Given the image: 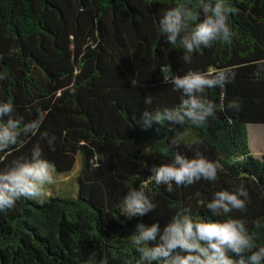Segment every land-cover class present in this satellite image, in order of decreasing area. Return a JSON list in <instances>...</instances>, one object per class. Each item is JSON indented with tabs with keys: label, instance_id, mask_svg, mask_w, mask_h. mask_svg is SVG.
<instances>
[{
	"label": "trees",
	"instance_id": "16d2710c",
	"mask_svg": "<svg viewBox=\"0 0 264 264\" xmlns=\"http://www.w3.org/2000/svg\"><path fill=\"white\" fill-rule=\"evenodd\" d=\"M178 3L0 0V74H7L0 80V101L14 103V115L25 122L37 118V109L47 112L36 136H22L0 153V169L29 156L36 144L56 174L79 166L74 195L48 194L43 204L22 198L0 211V264H83L93 250L108 264H123L124 253L135 264L128 237L137 223L158 221L163 228L186 205L195 216L209 217L213 194L241 181L251 202L246 212L229 215L247 219L250 229L252 220H264V153L253 154L247 131L249 123H264V71L258 68L264 63V0H231L237 10L229 15L232 43L197 50L191 64L183 62L179 43H165L159 28L163 11ZM163 65L180 75L227 68L235 80L208 91L217 111L203 125L162 121L143 129L145 109L180 103L181 94L164 82ZM149 94L153 103L146 105ZM234 100L238 110L227 107ZM45 132L55 137L52 146L42 138ZM173 136L178 145L170 144ZM196 151L224 166L215 181L173 183L172 191L154 182L152 165L171 163L176 152L191 158ZM129 188L146 190L156 210L127 219L120 202ZM252 230L264 245V229Z\"/></svg>",
	"mask_w": 264,
	"mask_h": 264
},
{
	"label": "clouds",
	"instance_id": "9594fccd",
	"mask_svg": "<svg viewBox=\"0 0 264 264\" xmlns=\"http://www.w3.org/2000/svg\"><path fill=\"white\" fill-rule=\"evenodd\" d=\"M236 11L231 0H180V3L163 11L158 23L165 43H179L184 51L183 62L191 64L192 54L197 50L211 48L216 42L232 43L234 32L229 15H234ZM258 68L264 71V63ZM161 72L164 82L181 94L180 103L151 111L145 109L141 113L143 129L162 121L172 125H183L185 121L196 126L203 125L217 111L216 103L208 98V91L224 89L235 80V72L227 68L215 72L190 69L180 75L174 74L170 65H163ZM6 75L0 74V80L6 79ZM144 103H153L151 94L144 98ZM227 107L238 110L240 104L234 100ZM14 112V103L0 101V153L18 145L22 136H36L47 116L45 110L37 109V118L25 122ZM187 134L185 130L183 135ZM41 135L47 138L49 146L54 144V136L49 138L46 132ZM199 143L202 141H193V144ZM170 144H179L176 136L171 138ZM94 166L100 165L96 163ZM223 170L219 160H210L199 151L191 158L176 152L171 163L154 164L150 168L154 182L169 185L168 191H172L173 183L180 187L200 180L215 181ZM251 179L255 180V177ZM55 183V165L44 157L40 145L36 144L29 156L16 158L0 169V211L13 209L22 198L43 204L49 187ZM250 202L249 189L241 181L231 190L223 189L213 194L207 203V209L212 214L209 217L195 216L191 207L186 205L172 215L163 228L158 221L151 226L137 223L135 232L128 237L137 254L135 264H264V245L257 243V236L252 230L259 232L264 229V220H252L250 229L247 219L229 215L233 211L246 212ZM120 207L123 215L132 219L153 212L157 205L143 188H129L122 197ZM220 216L226 218L214 219ZM121 259L123 264H129L126 253L121 255ZM83 264H108V260L93 250Z\"/></svg>",
	"mask_w": 264,
	"mask_h": 264
},
{
	"label": "rangeland",
	"instance_id": "374dc122",
	"mask_svg": "<svg viewBox=\"0 0 264 264\" xmlns=\"http://www.w3.org/2000/svg\"><path fill=\"white\" fill-rule=\"evenodd\" d=\"M247 131L250 148L255 156H259L257 151H264V123H249ZM258 148L260 150L256 151ZM78 167L77 163L70 172L56 174V183L49 187L48 194L74 195L76 192L75 176Z\"/></svg>",
	"mask_w": 264,
	"mask_h": 264
},
{
	"label": "crops",
	"instance_id": "0c3cea01",
	"mask_svg": "<svg viewBox=\"0 0 264 264\" xmlns=\"http://www.w3.org/2000/svg\"><path fill=\"white\" fill-rule=\"evenodd\" d=\"M250 135V134H249ZM256 151H257V149H256ZM258 152V154H259V156L262 154V153H264V151L262 150H260V151H257Z\"/></svg>",
	"mask_w": 264,
	"mask_h": 264
}]
</instances>
